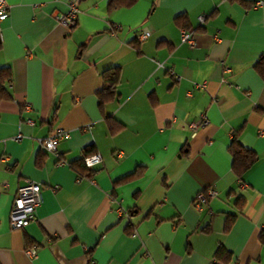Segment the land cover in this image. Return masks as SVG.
<instances>
[{
	"label": "crops",
	"instance_id": "1",
	"mask_svg": "<svg viewBox=\"0 0 264 264\" xmlns=\"http://www.w3.org/2000/svg\"><path fill=\"white\" fill-rule=\"evenodd\" d=\"M107 1L77 0L68 26L56 15L69 0H6L0 264H209L219 243L227 264H264V75L255 66L264 0ZM111 66L113 92L99 93ZM203 114L204 125L187 127ZM59 128L66 134L46 151L40 139ZM235 133L256 154L242 177ZM86 148L100 161L82 175L70 162ZM28 178L41 202L34 220L12 227L11 202ZM209 185L217 193L197 208Z\"/></svg>",
	"mask_w": 264,
	"mask_h": 264
},
{
	"label": "built area",
	"instance_id": "2",
	"mask_svg": "<svg viewBox=\"0 0 264 264\" xmlns=\"http://www.w3.org/2000/svg\"><path fill=\"white\" fill-rule=\"evenodd\" d=\"M9 14V5L6 0H0V35H1V23ZM78 7L77 0H69L67 10L63 13L56 15V20L64 23L65 25L72 26L77 20ZM202 19V17H200ZM147 32L138 34V38L142 39L146 36ZM193 30H189L185 27L180 29V40L187 41L189 43L194 42ZM162 65V63H158ZM172 72V70H170ZM178 79L179 75H175ZM29 107L28 104H25ZM30 122L31 120L28 119ZM207 122V118L203 114L199 119L190 121L187 123V127L190 129H196L199 126L204 125ZM66 131L62 129H55L47 137L40 139L43 148L49 152L56 151V142L62 137ZM21 134L15 135L13 139H20ZM83 161L87 167H91L95 163L100 161V155L98 153H92L84 156ZM217 193L214 185L206 186L199 190L194 197V205L197 208H201L202 204L209 198ZM41 202V186L38 181L32 179H26L25 182L17 188L15 192L11 206L8 213L9 224L12 227H24L29 222L35 219L36 208ZM26 255L29 257H35L37 253L36 246H30L25 249Z\"/></svg>",
	"mask_w": 264,
	"mask_h": 264
},
{
	"label": "trees",
	"instance_id": "3",
	"mask_svg": "<svg viewBox=\"0 0 264 264\" xmlns=\"http://www.w3.org/2000/svg\"><path fill=\"white\" fill-rule=\"evenodd\" d=\"M130 1V0H108L107 7L108 9L115 8L120 4ZM133 1V0H132ZM78 17V14H77ZM77 22V20H76ZM75 22V23H76ZM74 23V24H75ZM1 39V38H0ZM258 71L264 75V56L261 57L255 63ZM177 75V74H176ZM11 78V70L9 66H0V99L8 97V89L5 86V83ZM115 70L114 67H107L104 74V86L99 93L107 90L108 93H112L115 87ZM229 149L233 155L232 168L239 177H242L244 172L251 167L253 162L256 160V154L253 150L249 148H244L240 144L235 133L230 144ZM92 151L88 148L85 149L83 155L70 162V166L77 171L78 174L89 175L91 172V167H87L83 161L84 156L90 154ZM132 174H138V171H134ZM231 219V217H230ZM230 219L227 218L225 222V229L230 226ZM231 260V252L225 248L222 243H219L214 251L213 260L209 264H227Z\"/></svg>",
	"mask_w": 264,
	"mask_h": 264
}]
</instances>
